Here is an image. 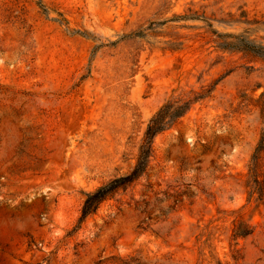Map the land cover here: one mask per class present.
<instances>
[{
	"label": "rangeland",
	"instance_id": "1",
	"mask_svg": "<svg viewBox=\"0 0 264 264\" xmlns=\"http://www.w3.org/2000/svg\"><path fill=\"white\" fill-rule=\"evenodd\" d=\"M106 3L0 0V264H264V0Z\"/></svg>",
	"mask_w": 264,
	"mask_h": 264
},
{
	"label": "trees",
	"instance_id": "2",
	"mask_svg": "<svg viewBox=\"0 0 264 264\" xmlns=\"http://www.w3.org/2000/svg\"><path fill=\"white\" fill-rule=\"evenodd\" d=\"M160 130H161L160 119L154 117L150 121V124L148 125L147 130L145 132V142L147 144L151 143L154 136ZM142 148L144 147L142 146ZM145 153L146 151H142L139 158L141 159ZM138 172H139V168H135L130 174L115 177L109 180L107 183L98 187L95 191L88 193L81 208V215L79 221L83 222L89 215L94 214L99 208L100 204L106 201L107 199L111 198L117 190L131 184L138 175Z\"/></svg>",
	"mask_w": 264,
	"mask_h": 264
},
{
	"label": "bare ground",
	"instance_id": "3",
	"mask_svg": "<svg viewBox=\"0 0 264 264\" xmlns=\"http://www.w3.org/2000/svg\"><path fill=\"white\" fill-rule=\"evenodd\" d=\"M136 4L139 6H146L151 10L159 9L169 3V0H134ZM196 5H198L200 2L204 3H210L212 5H215L216 3L220 2L218 7L225 8L230 5H232V2L234 0H193ZM89 6L88 11L92 16L96 15H104V16H110L111 12L113 10L112 6L110 4L106 3V0H88ZM59 39H62V36L59 35ZM57 42V41H56ZM55 40H52V42L49 44L51 47L55 46ZM153 54L155 56H159L162 61H166L169 57V55L166 53H162L161 50L158 47L153 48ZM75 56H72L74 58ZM50 69L53 71L52 75L59 76L60 72L58 71V68L55 63H53L50 67ZM49 78H52L49 76ZM66 113L69 120L73 119L76 114L78 113V108L74 104H69L66 106ZM56 136H60L61 134L59 132L56 133Z\"/></svg>",
	"mask_w": 264,
	"mask_h": 264
}]
</instances>
